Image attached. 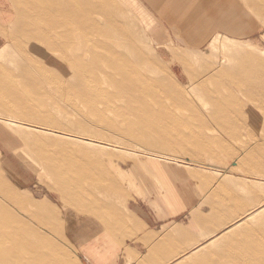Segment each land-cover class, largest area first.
Masks as SVG:
<instances>
[{"label":"rangeland","instance_id":"rangeland-1","mask_svg":"<svg viewBox=\"0 0 264 264\" xmlns=\"http://www.w3.org/2000/svg\"><path fill=\"white\" fill-rule=\"evenodd\" d=\"M263 120L264 32L188 50L141 0H0V218L13 231L0 264H84L71 236L125 240L133 204L166 195L171 168L222 172ZM114 182L117 228L79 208L67 219V197L104 201ZM253 189H234L233 213L216 194L213 217L234 227L173 264H264Z\"/></svg>","mask_w":264,"mask_h":264},{"label":"crops","instance_id":"crops-1","mask_svg":"<svg viewBox=\"0 0 264 264\" xmlns=\"http://www.w3.org/2000/svg\"><path fill=\"white\" fill-rule=\"evenodd\" d=\"M141 2L173 29L178 45L188 50L205 48L218 35L245 40L264 32V0ZM250 130L252 132L247 134L250 137L244 140L243 145H238L241 157L234 160L231 167L221 169L222 172H201L193 165L171 168V176L168 174L166 182L167 196L162 192L159 199L150 197L149 200L133 204L137 223L126 231L124 235L128 237L125 240L113 239L114 243L108 239L106 243L103 237L98 239L90 230H80L83 234L71 236L80 248L84 264H173L204 246L210 247L222 235L223 229L232 228L235 223L226 222L235 220L234 216L224 217L225 221L221 224L217 216L213 217L219 206L216 194L221 195L223 203L232 205L230 209L223 210L233 213L235 188H241L243 194H250L251 187L264 184V120ZM112 186L104 193V201L94 202V199L88 202L84 194L78 199L67 197L68 203L73 201L75 204L67 209V219L75 216L74 209L79 208L82 213L89 211L102 217V221L109 222L111 219L109 224L117 228L120 210L110 200L117 197L119 191L115 182ZM252 194L254 202L260 203L254 209L262 211L264 190L253 189ZM125 211L131 213L128 208ZM72 225L66 223L63 232L70 230ZM173 230L176 235H173ZM233 233H236V229Z\"/></svg>","mask_w":264,"mask_h":264},{"label":"bare ground","instance_id":"bare-ground-1","mask_svg":"<svg viewBox=\"0 0 264 264\" xmlns=\"http://www.w3.org/2000/svg\"><path fill=\"white\" fill-rule=\"evenodd\" d=\"M88 14V13H87ZM70 20V19H69ZM72 20V19H71ZM75 23V22H74ZM73 24V23H72ZM75 27V26H74ZM44 29V28H43ZM82 32V31H81ZM48 33V32H47ZM83 36H84V34H83ZM85 38V37H84ZM90 39V38H89ZM85 40V39H84ZM91 40V39H90ZM89 41V40H88ZM70 42V41H69ZM75 42V41H74ZM73 43V42H72ZM58 47V46H57ZM66 51V50H65ZM62 52H63V50H62ZM59 56H60V58L62 59V58H64V61H65V63L74 71V70H76L78 73H79V76H80V80H83L84 82H86V83H84L86 86H87V90L89 91H96L97 89H98V87L92 82V81H88L87 79H86V77L84 76L83 77V75H84V73L82 72V70L79 68V65L77 66L76 65V62L74 61V60H71V58H69V55H65V53H64V55L63 54H61V53H59ZM72 57V56H71ZM85 57V56H84ZM32 58V57H31ZM82 59H84L83 57H82ZM120 60V59H119ZM88 61V60H87ZM80 62H82V61H80ZM85 62V61H84ZM119 62V61H118ZM79 63V62H78ZM38 64V63H37ZM135 65V64H134ZM136 66V65H135ZM117 69L121 72L123 69H124V66H120V67H117ZM128 69V68H127ZM85 70V69H84ZM83 70V71H84ZM130 70V69H129ZM133 71V70H132ZM94 72H95V70H94ZM129 72H131V71H129ZM88 73H90V72H88ZM96 73V72H95ZM94 73V74H95ZM51 75V74H50ZM100 76V75H99ZM133 76V75H132ZM88 77H89V75H88ZM105 77V76H104ZM139 77V76H138ZM57 78V77H56ZM90 78H91V76H90ZM145 79V78H144ZM49 80H51V79H49ZM143 80V79H142ZM102 81H105V80H102ZM152 83V82H151ZM106 84V83H105ZM130 84H131V86H133L135 89H137V88H139V86H138V84L136 85V84H134V83H131L130 82ZM53 85V84H52ZM154 84H152V86H153ZM113 86V85H112ZM116 86V85H115ZM118 86V85H117ZM66 87V86H65ZM114 87V86H113ZM119 87V86H118ZM63 89V88H62ZM111 89V88H110ZM60 90V89H59ZM120 90V89H119ZM102 91V90H101ZM121 91V90H120ZM123 91V90H122ZM142 91V90H141ZM161 94V93H160ZM124 95V94H123ZM126 95V94H125ZM140 97H143V98H149V95H147V94H145V93H143V91L140 93V94H138ZM100 96V95H99ZM126 96H128V95H126ZM157 97H158V95H156ZM153 98H155V97H153ZM152 98V99H153ZM109 99V98H108ZM128 99V98H127ZM151 100V99H150ZM154 100V99H153ZM110 101V100H109ZM133 101H136V102H138V99L137 100H133ZM107 104V103H106ZM129 104H131V103H129ZM133 105V104H132ZM151 105V104H150ZM111 106V105H110ZM153 107V106H152ZM170 107V106H169ZM167 108H168V106H167ZM153 109V108H152ZM167 110V109H166ZM147 111H151V109L149 108ZM168 111V110H167ZM170 112V111H169ZM172 112V111H171ZM171 116L173 115V114H170ZM176 118V117H175ZM178 118V117H177ZM181 119V118H180ZM156 121V120H155ZM181 121V120H180ZM160 124V123H159ZM162 126V125H161ZM175 129V128H174ZM173 129V131L175 132V130ZM172 130V129H171ZM173 131H172V133H173ZM169 133H170V131H169ZM172 133H170V134H172ZM175 133H177V132H175ZM175 133H173V134H175ZM7 221V217L6 216H4V215H2L1 216V218H0V262L2 263V261H4V260H7V258H9L11 255H10V251L7 249V246H8V244H9V237L11 236V234H12V230H10V229H8L6 226H5V224L7 223L6 222ZM19 229V228H18ZM11 249V248H10ZM10 255V256H9ZM68 259V258H67ZM77 260H79V259H77ZM7 262V261H6ZM8 263V262H7ZM67 263V262H66ZM75 263L76 264H81V263H79V261H75ZM9 264H10V262H9Z\"/></svg>","mask_w":264,"mask_h":264}]
</instances>
